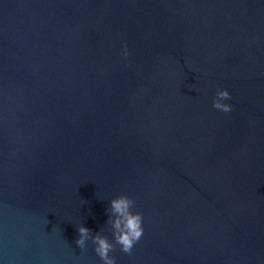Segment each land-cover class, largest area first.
<instances>
[{"label": "water", "instance_id": "water-1", "mask_svg": "<svg viewBox=\"0 0 264 264\" xmlns=\"http://www.w3.org/2000/svg\"><path fill=\"white\" fill-rule=\"evenodd\" d=\"M121 194L117 264H264V0H0V264H101Z\"/></svg>", "mask_w": 264, "mask_h": 264}, {"label": "clouds", "instance_id": "clouds-1", "mask_svg": "<svg viewBox=\"0 0 264 264\" xmlns=\"http://www.w3.org/2000/svg\"><path fill=\"white\" fill-rule=\"evenodd\" d=\"M120 55L124 59L129 57L130 52L126 43L122 45ZM231 96L228 88L217 87L212 107L224 113L231 112L234 106L227 102ZM134 204L135 201L126 194L112 198L108 201V206L105 209L108 217L105 225L108 226L112 239L110 240L101 229L93 233L90 228L82 223L77 226L78 235L75 244L81 250H86L88 243L91 242L101 264H117L116 256L113 255L117 246L120 252L131 254L144 234L143 214L133 210Z\"/></svg>", "mask_w": 264, "mask_h": 264}]
</instances>
